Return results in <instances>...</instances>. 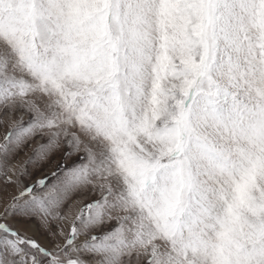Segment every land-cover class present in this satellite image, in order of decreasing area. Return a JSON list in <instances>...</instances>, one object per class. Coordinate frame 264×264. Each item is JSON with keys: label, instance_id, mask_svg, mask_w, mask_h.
I'll use <instances>...</instances> for the list:
<instances>
[{"label": "snow or ice", "instance_id": "6c2138e0", "mask_svg": "<svg viewBox=\"0 0 264 264\" xmlns=\"http://www.w3.org/2000/svg\"><path fill=\"white\" fill-rule=\"evenodd\" d=\"M0 264H264V0H0Z\"/></svg>", "mask_w": 264, "mask_h": 264}]
</instances>
